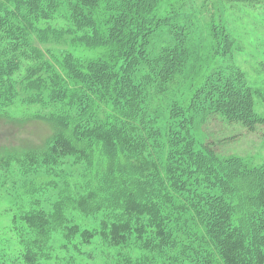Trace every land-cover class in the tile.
Instances as JSON below:
<instances>
[{"label": "trees", "instance_id": "trees-1", "mask_svg": "<svg viewBox=\"0 0 264 264\" xmlns=\"http://www.w3.org/2000/svg\"><path fill=\"white\" fill-rule=\"evenodd\" d=\"M174 1L0 0V106L12 104L18 85L31 92L29 102L59 104L47 118L54 125L48 155L79 159L97 180L85 197L67 195L64 200L75 202L80 212L119 210L91 231L67 224L69 204L62 201L50 213L25 212V264H37L42 253L48 255L50 233L56 229L64 231L65 239L79 236L83 243L101 236L119 246L135 238L156 253L178 246L185 234L189 244L182 242L183 247L194 258L199 254L193 244L199 241L209 246L218 264H264V163L249 166L237 156L221 159L205 143L199 146L194 136L198 115L221 116L249 131L264 124L253 110L243 75L237 70L209 74L188 103H171L166 124L151 111L154 97L169 89L186 59L188 31L171 29L175 44L155 57L146 49L154 32L171 26L170 17L160 12ZM62 3H67L74 29L36 26ZM32 35L43 44L63 41L102 52L78 57L47 49L46 58L32 44ZM213 35L228 53L222 31ZM28 55L40 62L13 81ZM190 226L203 238L190 234ZM256 229L260 232L254 233Z\"/></svg>", "mask_w": 264, "mask_h": 264}, {"label": "rangeland", "instance_id": "rangeland-1", "mask_svg": "<svg viewBox=\"0 0 264 264\" xmlns=\"http://www.w3.org/2000/svg\"><path fill=\"white\" fill-rule=\"evenodd\" d=\"M174 2L160 12L170 17L171 26L154 32L146 49L150 56L155 57L166 46L175 44L171 29L182 33L188 31L184 43L186 59L181 73L172 80L169 89L162 97H154L157 100L151 102V111L162 124H166L168 108L173 101L188 103L196 88L202 86L213 72L219 70L228 74L237 70L251 88L254 112L264 118V0ZM36 26L66 31L74 29L67 3L60 4L50 19L41 20ZM214 31H222L228 53H224L221 40L216 41ZM64 37L70 38V35ZM30 39L45 53L46 58L50 55L47 49L56 55L68 51L78 57H95L102 52L100 48L74 47L63 41L43 44L37 42L34 35ZM39 62L28 55L21 60L12 80L19 82L26 70ZM16 88L12 104L0 106V264H25L22 243L29 237V231L21 220L25 212L43 210L50 213L53 206L62 201L65 205L69 204L65 208L67 224H76L80 230L90 231L99 230L103 220H112L114 214L119 213V210L112 212L113 208L80 212L75 202L64 200L67 195L75 200L85 197L89 187L96 185L97 180L79 159L48 155V140L54 132V125L47 118L61 106L29 102L31 92L23 90L20 85ZM62 113L67 114L63 109ZM69 114L74 115V112ZM201 117L205 118L201 120ZM194 136L199 146L205 143L221 159L237 156L249 166L264 163V124L249 131L240 123L224 121L221 116L198 115ZM188 230L190 234H198L195 227L190 226ZM64 235L62 229L50 233L48 255L42 253L37 264H218L209 246L199 241L193 244L199 254L194 258L191 251L183 247L189 244L185 234H181L178 246L159 248V253L135 238L117 246L101 236L83 243L79 236L65 239ZM199 236H203L202 232Z\"/></svg>", "mask_w": 264, "mask_h": 264}]
</instances>
